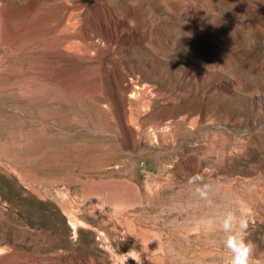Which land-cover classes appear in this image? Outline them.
I'll return each instance as SVG.
<instances>
[{"label":"rangeland","instance_id":"obj_1","mask_svg":"<svg viewBox=\"0 0 264 264\" xmlns=\"http://www.w3.org/2000/svg\"><path fill=\"white\" fill-rule=\"evenodd\" d=\"M255 93L264 0H0V264H228L229 210L264 264Z\"/></svg>","mask_w":264,"mask_h":264},{"label":"clouds","instance_id":"obj_2","mask_svg":"<svg viewBox=\"0 0 264 264\" xmlns=\"http://www.w3.org/2000/svg\"><path fill=\"white\" fill-rule=\"evenodd\" d=\"M199 182V183H198ZM189 183L195 185V194L200 200L205 201L208 207H213L214 202L210 199L211 186L203 183V178L193 175ZM211 223V221H209ZM222 229V244L229 254L228 264H259L252 260L255 245L246 238L248 222L243 216H238L235 211H226L219 220Z\"/></svg>","mask_w":264,"mask_h":264},{"label":"bare ground","instance_id":"obj_3","mask_svg":"<svg viewBox=\"0 0 264 264\" xmlns=\"http://www.w3.org/2000/svg\"><path fill=\"white\" fill-rule=\"evenodd\" d=\"M217 2V1H216ZM66 30V25H65V22H64V17L63 18H61L58 22H56V24L55 25H53V26H51V36H54V35H56V34H58V33H62V32H64ZM204 30H205V32H207V28H204ZM64 38V37H63ZM72 38V37H71ZM66 39V38H65ZM73 39V38H72ZM75 39V38H74ZM82 39V38H81ZM70 40V39H69ZM81 41V40H80ZM82 42V41H81ZM68 42H66V41H63V42H61L60 43V45H59V50L62 52V53H65L66 51H68V48H69V46H68ZM78 44V43H77ZM70 45V44H69ZM56 50V49H55ZM59 50H57V51H59ZM53 51V50H52ZM74 51H76V50H74ZM77 52V51H76ZM52 53V52H51ZM61 53V56L62 57H67L66 55H64V54H62ZM74 53V52H73ZM72 53V54H73ZM90 53V52H89ZM56 55V54H55ZM74 55H76V54H74ZM77 56V55H76ZM76 56H74V57H76ZM53 59V58H52ZM51 59V60H52ZM73 59V58H72ZM76 59V58H75ZM74 59V60H75ZM104 59H106V58H104ZM54 60V59H53ZM73 60V61H74ZM112 60V59H111ZM57 64H58V62H57ZM74 64H76V63H74ZM79 64V63H78ZM103 64V63H102ZM107 64V63H106ZM80 65V64H79ZM75 67H76V69L78 70V71H80L81 70V68L77 65H74ZM197 66V65H196ZM101 67V66H100ZM68 68V67H67ZM58 69V68H57ZM76 70V71H77ZM210 70V68L209 67H207V68H201L200 69V72H199V79L203 76V74L205 75V73H207L208 71ZM65 72V71H64ZM127 75V74H126ZM97 81V80H96ZM231 83H232V81H228L225 85H226V87L227 88H230L231 87ZM219 87V86H218ZM140 89V88H139ZM219 89V88H218ZM220 89H222V88H220ZM226 89V88H225ZM204 93V92H203ZM134 95V94H133ZM251 104V107H252V110H254V112L257 114V115H261L262 113H263V111H264V93H255L253 96H252V98H251V102H250ZM259 118L257 119H255L254 120V122L256 123V125H258L257 124V122H259ZM200 141V140H199ZM200 147V146H199ZM2 200V202H4V204H6L8 207H9V209H12L13 211H18V212H20V215H21V217L24 219V221L28 224V225H36L37 224V222H38V218H37V213L35 212V211H31L30 209H27V208H25V206L24 205H22V203H24V202H21L20 204H17V203H15L14 201H11V200H9V199H7V198H5V199H1ZM73 228L75 227L74 225L72 226ZM62 251V250H61ZM22 264V263H21Z\"/></svg>","mask_w":264,"mask_h":264}]
</instances>
